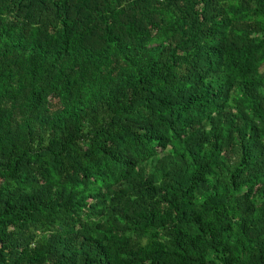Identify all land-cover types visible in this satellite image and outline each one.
Segmentation results:
<instances>
[{
	"label": "trees",
	"instance_id": "16d2710c",
	"mask_svg": "<svg viewBox=\"0 0 264 264\" xmlns=\"http://www.w3.org/2000/svg\"><path fill=\"white\" fill-rule=\"evenodd\" d=\"M0 264H264V0H0Z\"/></svg>",
	"mask_w": 264,
	"mask_h": 264
}]
</instances>
